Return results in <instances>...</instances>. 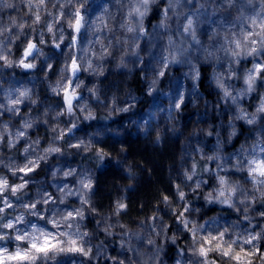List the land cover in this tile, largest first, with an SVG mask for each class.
Instances as JSON below:
<instances>
[{"label":"clouds","instance_id":"9594fccd","mask_svg":"<svg viewBox=\"0 0 264 264\" xmlns=\"http://www.w3.org/2000/svg\"><path fill=\"white\" fill-rule=\"evenodd\" d=\"M0 264H264V0H0Z\"/></svg>","mask_w":264,"mask_h":264}]
</instances>
